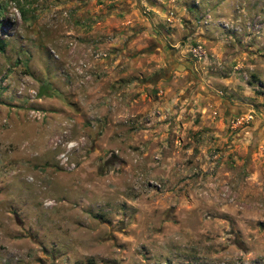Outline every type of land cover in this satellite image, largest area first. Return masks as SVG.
Segmentation results:
<instances>
[{
	"label": "rangeland",
	"instance_id": "rangeland-1",
	"mask_svg": "<svg viewBox=\"0 0 264 264\" xmlns=\"http://www.w3.org/2000/svg\"><path fill=\"white\" fill-rule=\"evenodd\" d=\"M0 41V264H264V0H0Z\"/></svg>",
	"mask_w": 264,
	"mask_h": 264
},
{
	"label": "built area",
	"instance_id": "built-area-1",
	"mask_svg": "<svg viewBox=\"0 0 264 264\" xmlns=\"http://www.w3.org/2000/svg\"><path fill=\"white\" fill-rule=\"evenodd\" d=\"M252 116L249 113H241L238 115H234L230 120H229V126L230 127H238L241 125L247 124Z\"/></svg>",
	"mask_w": 264,
	"mask_h": 264
},
{
	"label": "flooded vegetation",
	"instance_id": "flooded-vegetation-1",
	"mask_svg": "<svg viewBox=\"0 0 264 264\" xmlns=\"http://www.w3.org/2000/svg\"><path fill=\"white\" fill-rule=\"evenodd\" d=\"M178 63V62H177ZM183 63V62H182ZM167 69H176L174 66H173V63H171L169 60H167V62H165V66L164 68L162 69V73H164ZM185 69H188V67H185Z\"/></svg>",
	"mask_w": 264,
	"mask_h": 264
},
{
	"label": "crops",
	"instance_id": "crops-1",
	"mask_svg": "<svg viewBox=\"0 0 264 264\" xmlns=\"http://www.w3.org/2000/svg\"><path fill=\"white\" fill-rule=\"evenodd\" d=\"M104 34H105V32H104ZM117 42H118V39H115V40L112 41V42H108L107 40H103L102 42L99 43V45H101V46H105L106 44H113V46H114V45L117 44ZM218 97H219V96H218ZM219 98L221 99L222 97H219Z\"/></svg>",
	"mask_w": 264,
	"mask_h": 264
},
{
	"label": "water",
	"instance_id": "water-1",
	"mask_svg": "<svg viewBox=\"0 0 264 264\" xmlns=\"http://www.w3.org/2000/svg\"><path fill=\"white\" fill-rule=\"evenodd\" d=\"M173 66L178 69V68H182V69H185V67H188L186 66L185 63H182V62H178V63H173ZM211 94H213L212 92H210ZM220 97V96H219ZM223 100V98H221ZM224 101V100H223Z\"/></svg>",
	"mask_w": 264,
	"mask_h": 264
},
{
	"label": "trees",
	"instance_id": "trees-1",
	"mask_svg": "<svg viewBox=\"0 0 264 264\" xmlns=\"http://www.w3.org/2000/svg\"><path fill=\"white\" fill-rule=\"evenodd\" d=\"M2 48V41H0V49Z\"/></svg>",
	"mask_w": 264,
	"mask_h": 264
}]
</instances>
